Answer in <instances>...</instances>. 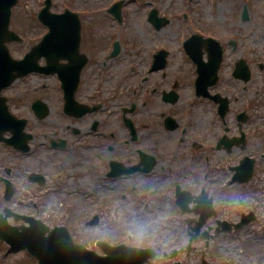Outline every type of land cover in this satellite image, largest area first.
Returning a JSON list of instances; mask_svg holds the SVG:
<instances>
[{"label": "flooded vegetation", "instance_id": "obj_1", "mask_svg": "<svg viewBox=\"0 0 264 264\" xmlns=\"http://www.w3.org/2000/svg\"><path fill=\"white\" fill-rule=\"evenodd\" d=\"M80 17L83 23L85 20ZM97 27L101 28L94 22L92 28ZM150 30L155 42L150 43L147 49L134 44L126 59L120 58L126 50L120 42L112 55V41L105 42L99 38L96 42L88 31L82 32L79 54L85 63L75 98L87 105L88 111L67 115L61 105V95L56 96V102L51 98L55 102L50 108L51 116L36 122L33 155L37 163L34 168L25 166L23 161L26 158L16 153L13 164L15 168H20L19 173L25 171L26 174L20 180L10 169L8 175L16 185L12 186L11 197L5 198L2 193L0 201L15 205L16 210L9 206H3L2 210L9 208L16 214L31 217V220L37 219L49 229L52 226L68 228L66 225L74 222L71 209L75 207V201L86 202L90 198V189L100 190L105 195L100 201L103 205L116 201L118 193L139 192L142 202L138 205L144 203L148 208L146 199L149 193L146 188L150 185L144 184L143 180L152 181L151 187H154L153 180L158 177L161 179L155 187L165 183L173 192L174 207L182 213L183 222L189 227L187 232L194 238L200 236L197 237L200 241L205 238L204 250L192 249L184 253L185 257H197L199 264H234L227 256L228 261L220 260V241L231 232H219L222 228L219 221L238 223L250 211L244 212V207L240 213L229 209V195L219 188V183L229 171L230 181L227 182L234 184L231 181L234 164L222 174L216 170L215 155L217 151L227 154L244 152L242 157L253 161L262 156L260 153L256 155V146L251 143L252 134L249 131L251 127L256 128L253 125L264 120V115H261L264 114L261 92L249 95L252 78L250 57L246 54L235 56L236 43L233 41L232 45V40L226 35L207 28L202 22L195 26L198 44H201L197 64L190 61L181 48H177L179 43L176 42L175 48L170 46V34L165 33V28L155 31L151 27ZM159 32L164 33L155 35ZM206 38H213L220 45L217 67L218 47L205 41ZM159 49L167 53L155 58ZM239 60L248 67V81L235 79L232 75ZM200 66V78H203L195 86ZM244 94H248V99L239 104ZM214 96L227 99L228 110L223 119L217 112L218 103L212 98ZM145 100L149 102L147 114L139 117V109L145 107ZM8 101L11 102L7 97ZM83 109L73 108L75 111ZM125 121L134 127L135 138L130 136ZM61 140L64 141L62 148L51 146L52 143L61 144ZM246 151L248 154H245ZM6 158L10 159V151L1 145L0 160L6 161ZM32 174L42 176V183L32 182ZM168 203L167 198L161 206L165 207ZM60 204L64 213L56 210ZM22 207L24 212L17 211ZM210 207L214 209L213 214L206 216L196 232L192 227L200 221L202 214L192 211L205 210L206 215ZM98 215H93L96 223L101 220ZM9 219L12 226L28 225L23 219ZM101 232V229L90 230L80 239L83 241L77 242L100 254V249L94 247L91 241L103 239L106 234ZM31 264H37V261L33 258Z\"/></svg>", "mask_w": 264, "mask_h": 264}, {"label": "rangeland", "instance_id": "obj_2", "mask_svg": "<svg viewBox=\"0 0 264 264\" xmlns=\"http://www.w3.org/2000/svg\"><path fill=\"white\" fill-rule=\"evenodd\" d=\"M43 0H18L15 8H12L13 13L11 15V20L9 23L10 29L19 33L23 38V44H9V50L14 57L21 56L28 48V46L35 41H37L40 36L45 32L43 27H40L35 21V15L39 11L42 6ZM115 0H52L51 10L54 12H62L65 8H68L77 13H106V9L108 6L114 2ZM150 3V5H149ZM155 6L159 13L170 14L169 24L166 27V31L170 34L171 44L170 46L174 48V45L177 42L178 37V24L176 14L177 13H185L188 15V20H186L185 24L182 27H186L191 31H194L195 26L199 25L201 22L207 27L214 29L217 33L229 36L238 46L236 50L235 56H241L246 54L250 57V65L252 69V78L249 83L250 88V96H253V93L256 91H260L261 100L264 101V70L262 72L257 68V63H264V0H136L133 2H127L126 5H123L122 13H130L129 15V28H128V39L131 42V47L135 44L136 46H147L148 42L152 41L151 35L147 34V28L144 26L142 22L143 13H147L148 10ZM218 13V14H217ZM242 13L248 14V19L244 20L245 23H242L241 15ZM99 20H96L98 22ZM147 23V19H145ZM100 26H107V23H100ZM181 27V26H180ZM179 27V28H180ZM189 30V31H190ZM162 35V33H161ZM124 53V52H123ZM121 55V59H126L125 54ZM34 79V78H32ZM35 80V79H34ZM50 84L48 81H40ZM17 83L16 86L26 87L29 86V82ZM185 88V87H184ZM263 89V90H262ZM15 90V89H14ZM14 90L6 91V94H13ZM50 95H55L51 89L47 88L45 90H37L32 93L26 92L23 98H28V102L33 99L35 96H46V100L50 107H52L53 103H50L48 97ZM31 97V98H30ZM20 98H16L10 102L9 108L11 111L16 112L19 115L26 116L30 118L31 122L35 121L33 125L37 128V123L34 118V115L27 103L25 107L23 101L19 100ZM245 99H248V94H244L242 100H240L239 104H241ZM19 100V101H18ZM149 105L148 100H145V107L139 109L138 116L146 115L147 107ZM51 112L49 115L51 116ZM261 115H264L263 113ZM261 123L255 124L254 127L249 128L250 133L252 134L251 143L256 147L255 152L260 153L264 156V120H260ZM261 134H257V132ZM248 151L245 152V154ZM242 153L244 152H234L232 154H227L222 151H217L215 155V163L217 165L216 170H220V173L223 174V171H228V166H231L233 163H237L240 157H242ZM256 157V156H255ZM8 161V159L6 158ZM11 156H10V159ZM5 162L4 165L7 167H12L13 174L19 178L20 180L26 174L19 173V167L15 168L14 164L9 162ZM37 163V160L27 159L26 166L33 167ZM257 164L256 173L253 179L246 183L243 187H237L236 185L231 187L232 191L228 190L229 193L235 192V196H231L227 202L231 203L232 198L234 202L239 196L240 188H243L248 192L250 196H254L257 198L252 203V206L257 210L258 217L257 221L248 226L247 230L238 232L236 237L232 240L230 237H226L220 241L221 247L219 248L220 256L222 258L221 261H224L227 257L234 260L238 264H264V235L259 236L257 238L253 237L256 235V230L261 229L264 233V157L260 159ZM229 172V171H228ZM228 173L224 174L222 177V182H225V178L228 177ZM161 178L156 177L153 182L157 185L160 182ZM225 179V180H224ZM229 179V178H228ZM164 180V179H162ZM166 181V180H165ZM152 182V181H151ZM151 182L144 179L143 183L150 185L146 189L149 193L148 200L154 201L152 210L148 212L134 211L133 214L130 212V215H136L133 218V221L130 224V227H127L129 235L133 237V239L137 240V244L139 246H147V245H159L162 249L159 251V254L163 251L169 252L173 248L184 245L186 241L185 227L180 222L179 216L177 213L171 210L173 207V199L172 192L169 191L167 185L165 183L163 186L151 187ZM99 184H96L97 186ZM233 194V193H232ZM90 198H88L86 204L83 202L82 206L74 207L71 209V213L74 216V222L77 221L80 213L85 215L90 212V207L94 203H99L103 197V194L100 190L90 189ZM140 194L126 193V201L121 200V205L130 204V200L136 199ZM112 198V196H110ZM169 199V203L167 206L172 211V222L165 223L164 219V211L159 209L157 205L165 204ZM108 201V200H107ZM0 211L3 206H9L13 210H16L15 205L5 204V202L0 201ZM126 202V203H125ZM246 202V201H245ZM111 204H115L114 202ZM119 203L116 204L113 208H107V210L102 211L100 214V218L103 221L107 220L106 226L111 228L117 227V223L120 218L118 211H115ZM233 207V206H232ZM232 207L229 209L232 210ZM17 211L24 212V207L17 209ZM123 213H127V209L122 210ZM121 214V213H120ZM8 222L10 219L8 218ZM69 224V226H74L75 223ZM78 225H81L79 222ZM81 228V232L79 235L86 234L89 230H95V224L88 226H79ZM119 227V226H118ZM123 227H121L122 229ZM134 230V231H133ZM252 230V234H251ZM131 233V234H130ZM249 234V235H248ZM117 237L121 235V233L116 232ZM124 236V235H122ZM149 242V243H148ZM195 248L198 250L203 249V242L197 241L195 243ZM3 247L0 246V264H18L16 263V259L18 255H8L3 258L5 253L3 252ZM166 249V250H164ZM227 256V257H226ZM177 258L184 260L185 264H193L192 259L193 256L189 259L184 258L182 254H180ZM208 259V255H207ZM22 262H24L21 259ZM197 263L199 264V259L197 258ZM23 264V263H21ZM152 264V262H149ZM154 264H171V261L167 257H163L162 255L158 256L155 259Z\"/></svg>", "mask_w": 264, "mask_h": 264}, {"label": "water", "instance_id": "obj_3", "mask_svg": "<svg viewBox=\"0 0 264 264\" xmlns=\"http://www.w3.org/2000/svg\"><path fill=\"white\" fill-rule=\"evenodd\" d=\"M16 0H0V77H15V74H25L27 71L31 70H39L35 63V57L34 53L37 49L42 47V45L38 46L35 51H31L32 53L29 54L23 61L16 62L12 60L8 54L6 49L4 48V42L10 41L12 39H15V36L7 30V24H8V17H9V9L10 7L15 3ZM48 5V3H47ZM112 12H114L112 10ZM115 12H117L115 10ZM114 12V13H115ZM5 30V32H4ZM52 66L49 68L51 70ZM42 71H45L47 69H40ZM64 83L66 81L64 80ZM242 166H245V163H242ZM244 169V168H243ZM243 180L247 179L246 171L243 170ZM5 226L4 223H0V232L2 233L3 227ZM8 234H11L9 231H7ZM7 236H15V235H7ZM21 236V234L19 235ZM27 236V235H26ZM13 237L9 238L8 240H11ZM13 242L14 244H19V246H24L27 248H34L31 241L26 237H22L19 241H8ZM118 260H113L111 263L107 264H120L117 262Z\"/></svg>", "mask_w": 264, "mask_h": 264}]
</instances>
